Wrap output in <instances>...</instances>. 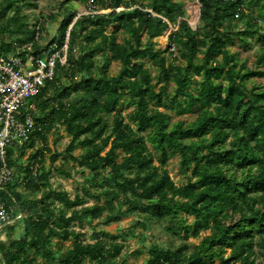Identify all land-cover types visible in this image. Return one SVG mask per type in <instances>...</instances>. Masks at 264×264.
Here are the masks:
<instances>
[{
	"label": "trees",
	"instance_id": "trees-1",
	"mask_svg": "<svg viewBox=\"0 0 264 264\" xmlns=\"http://www.w3.org/2000/svg\"><path fill=\"white\" fill-rule=\"evenodd\" d=\"M199 3L194 30L178 0H60L51 16L59 23L57 33L43 45L37 30L43 32L42 22L31 26L23 9L34 5L0 0V36L10 38L0 40V56L28 43L39 54L68 42L66 64L57 62L54 78L31 101V139L16 151L23 155L41 144L44 149L30 155L25 167L9 150L14 180L2 196L25 218L18 238L14 225L7 228L0 264H35L38 257L45 264H130L123 256L126 235L154 220L166 222L165 231L181 244L153 245L145 264H264V87H249L264 78V48L253 68L230 48L264 41V0ZM79 5L91 12L81 14ZM126 32L130 36L121 40ZM168 32V46L157 49L155 39ZM113 63L121 64L116 75L110 74ZM123 101L134 108L128 116L119 110ZM165 110L195 118L174 122ZM57 126L70 137L66 160L89 171L74 199L48 186V137ZM141 133L156 143L158 159ZM60 157L52 155V163ZM176 157L187 180L183 186L167 168ZM30 191L43 195L30 198ZM137 212L143 219L123 234L94 232L87 241L85 230L94 221L119 223ZM202 232L210 233L196 245L187 243ZM56 239L61 242L54 250ZM65 242H71L67 250Z\"/></svg>",
	"mask_w": 264,
	"mask_h": 264
},
{
	"label": "rangeland",
	"instance_id": "rangeland-1",
	"mask_svg": "<svg viewBox=\"0 0 264 264\" xmlns=\"http://www.w3.org/2000/svg\"><path fill=\"white\" fill-rule=\"evenodd\" d=\"M30 3H32L34 6H27L24 7V12L29 16V21L31 26L34 22L40 21L42 22V25L44 27V30L41 34V44L46 45L49 44V42L52 40L54 35L57 33L59 23L58 21H52L51 16L57 12V6L58 2L60 0H29ZM140 3L143 5H147L150 0H139ZM179 3L182 4L183 8L186 11V19L187 21L197 29V27L200 24V17L199 12L201 10V5L199 3V0H178ZM78 10L81 14L83 13H90L91 11L86 10V8L82 5L78 6ZM93 12V11H92ZM108 11H101L100 13H107ZM196 22V24H195ZM196 25V27H195ZM195 29V30H196ZM168 33H166L164 36L159 37L155 39V44L157 49L164 50L169 44L168 41ZM130 34L128 32L123 33L120 37L122 40L123 38H128ZM1 39H10L9 34L5 35L3 37L0 36ZM231 50L233 52H236L240 55V57L247 62V65L249 68L254 67V63L256 60L257 53L264 48V41H258V40H250V44L246 47L235 44L232 45ZM174 52L175 56H178V49L171 50ZM185 63V62H182ZM144 64L146 67L150 68L152 73L156 75L155 68L151 65L149 61H144ZM121 68L120 63H113L110 69L111 75H116ZM67 79L64 78V83H67ZM252 85H258L264 87V78H257L251 80L249 83V87ZM172 90V88H170ZM155 107V104H153ZM119 110L125 115L128 116L129 113H131L134 108L132 105H127L126 102H122ZM169 114L172 115L173 121H193L194 116L191 115H185V116H178L176 112L172 110H165ZM36 115H40V111L37 110ZM141 136L145 137L149 146L150 151L153 153L156 159L159 157V151L157 148L156 143H153L148 138L147 133H141ZM48 147L51 149V153L47 154L46 161L44 164L45 170L47 172H51V177L48 182V186L55 191H63L67 192L72 199L82 191V187L85 181V178L89 175V171L85 170L84 173H82V169H80L77 164L74 161L66 160L65 158V150L70 142V137L64 132V130L57 126L49 135L48 137ZM43 150L44 145H38L34 148H28L23 155H19L15 149H13L14 154H16V160L18 167H25L30 162V155H32L37 150ZM55 153H58L61 155V157L58 159L57 162L54 164L52 163V155ZM75 156H80L82 154V150L79 149L75 153ZM179 159L172 158L169 160V164L167 166L170 176L172 180L180 186H183L187 183V180L180 174L179 171ZM18 170V168H17ZM67 174H70V176H66ZM21 180L24 179V175H19ZM20 191H24L23 188L19 187ZM27 195L30 198L37 197L40 199L43 195V192L34 194L32 191L27 192ZM94 204V200H90L88 206H91ZM187 219L189 223L193 221L192 217H184ZM142 215L140 212L130 214L127 216H124L122 220L119 223H110L106 224L101 221H94L93 225L89 228H86L85 233L87 236V241H92V235L94 232H100L104 231L109 234H123L124 231L129 229L135 222L141 221ZM165 225H167L166 222H159V221H150L149 228L143 229L142 227H139L135 231V235L129 234L125 237V243L127 245V249L123 252V256L127 259V261L130 264H145L146 261L149 258V249L155 245L160 244L162 246H170L172 244L180 245L181 240L178 238L173 237L171 234L167 233L165 231ZM15 233L13 236V239H16L20 236L22 225L20 222H17L15 225ZM10 232H6V238L9 239ZM210 232H202L200 238H189L188 242L190 245H196L198 244L201 239L208 235ZM60 239H56L53 242V249H57L58 243H60ZM71 246V242H65L64 243V250H67ZM129 251H136L137 254L135 255H129ZM35 264H45L42 257H38ZM87 264H92L91 262H87ZM216 264H219L218 262Z\"/></svg>",
	"mask_w": 264,
	"mask_h": 264
},
{
	"label": "built area",
	"instance_id": "built-area-1",
	"mask_svg": "<svg viewBox=\"0 0 264 264\" xmlns=\"http://www.w3.org/2000/svg\"><path fill=\"white\" fill-rule=\"evenodd\" d=\"M37 30L39 39L40 26ZM67 51L68 42L61 49L51 44L36 54L34 43H28L13 54L0 56V241L8 227L25 218L16 204L7 202L2 196L14 180L9 150L22 149L30 141L36 128L31 112L36 106L31 101L46 82L54 78L57 62L66 64ZM55 105L57 107V103ZM38 166H31L33 174Z\"/></svg>",
	"mask_w": 264,
	"mask_h": 264
},
{
	"label": "crops",
	"instance_id": "crops-1",
	"mask_svg": "<svg viewBox=\"0 0 264 264\" xmlns=\"http://www.w3.org/2000/svg\"><path fill=\"white\" fill-rule=\"evenodd\" d=\"M16 224V223H15ZM14 224V225H15ZM8 231V229H6V231H5V233H4V235H3V240L2 241H6L7 240V238H6V232Z\"/></svg>",
	"mask_w": 264,
	"mask_h": 264
},
{
	"label": "water",
	"instance_id": "water-1",
	"mask_svg": "<svg viewBox=\"0 0 264 264\" xmlns=\"http://www.w3.org/2000/svg\"><path fill=\"white\" fill-rule=\"evenodd\" d=\"M201 16V10H200V12H199V17ZM190 24V23H189ZM190 26L195 30L196 28H194L191 24H190ZM195 27H196V25H195Z\"/></svg>",
	"mask_w": 264,
	"mask_h": 264
},
{
	"label": "bare ground",
	"instance_id": "bare-ground-1",
	"mask_svg": "<svg viewBox=\"0 0 264 264\" xmlns=\"http://www.w3.org/2000/svg\"><path fill=\"white\" fill-rule=\"evenodd\" d=\"M195 24H196V22H195Z\"/></svg>",
	"mask_w": 264,
	"mask_h": 264
}]
</instances>
